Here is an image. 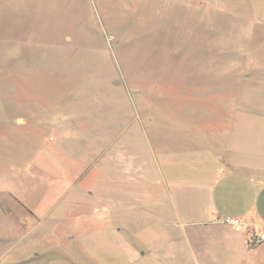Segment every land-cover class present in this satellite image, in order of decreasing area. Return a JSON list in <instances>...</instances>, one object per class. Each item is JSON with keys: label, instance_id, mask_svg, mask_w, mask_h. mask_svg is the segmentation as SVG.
<instances>
[{"label": "rangeland", "instance_id": "rangeland-1", "mask_svg": "<svg viewBox=\"0 0 264 264\" xmlns=\"http://www.w3.org/2000/svg\"><path fill=\"white\" fill-rule=\"evenodd\" d=\"M236 171L264 0H0V264H264L199 191Z\"/></svg>", "mask_w": 264, "mask_h": 264}, {"label": "crops", "instance_id": "crops-1", "mask_svg": "<svg viewBox=\"0 0 264 264\" xmlns=\"http://www.w3.org/2000/svg\"><path fill=\"white\" fill-rule=\"evenodd\" d=\"M239 173L236 171L234 175L223 177L220 182L211 187V190L202 187L199 191L200 194L203 192V196L205 192L208 195L205 198L212 204L213 209L209 214L213 220L211 223L213 227L225 231L229 229L230 232L238 234L242 240H245L248 248L259 249L264 244L251 247L250 241L254 234L264 232V185ZM107 179L110 181L112 178ZM137 200L135 196L133 202ZM115 202L112 199L106 200L107 207L103 209V212L107 213L116 204L124 205L122 200Z\"/></svg>", "mask_w": 264, "mask_h": 264}, {"label": "built area", "instance_id": "built-area-1", "mask_svg": "<svg viewBox=\"0 0 264 264\" xmlns=\"http://www.w3.org/2000/svg\"><path fill=\"white\" fill-rule=\"evenodd\" d=\"M264 244V232L254 234L250 241L251 247H259Z\"/></svg>", "mask_w": 264, "mask_h": 264}]
</instances>
